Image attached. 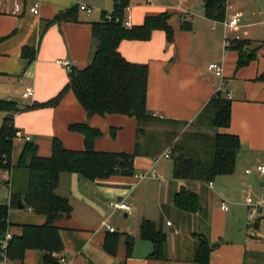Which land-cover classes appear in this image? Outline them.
I'll list each match as a JSON object with an SVG mask.
<instances>
[{"label":"crops","instance_id":"1","mask_svg":"<svg viewBox=\"0 0 264 264\" xmlns=\"http://www.w3.org/2000/svg\"><path fill=\"white\" fill-rule=\"evenodd\" d=\"M36 1L0 0V100L18 106L15 128L30 137L29 142L36 145L42 157L51 156L55 138L70 150H83L84 136L69 129L72 124L81 123L103 132L95 140V150L134 152L135 118H89L72 91L55 107L29 109L52 100L69 83L70 73L58 60H69L77 69L92 62L96 49L93 23L111 13L115 1L41 0L40 13L34 15L29 9ZM204 1L131 0L126 20H130L132 27L143 24L147 17L167 13L174 39L169 42L165 31L155 30L146 41L123 40L119 51L129 62L149 67V113L183 122L186 130L197 124L200 113L219 92L221 78L208 70L209 65L223 66L227 86L221 92L231 95V124L218 132L240 139L235 172L217 177L213 187L210 182L177 180L172 160L162 157L165 149L157 157H136L133 176L89 181L76 173H62L56 192L69 200L72 214L56 222L64 248L59 264H198L195 255L199 236L207 238L214 247L212 264H264V176L258 172V167L264 165V82L258 80L264 73V0L227 1L225 19L241 14L237 30H227L223 21L207 18ZM200 3L202 9H194ZM16 5H21L22 11L15 14ZM81 5L92 11L82 10ZM74 8L79 9L77 21L53 22L57 15ZM184 21L190 23V29L182 28ZM226 34L231 38L240 35L249 42L247 50L254 58L248 65L237 67L240 53L226 49ZM28 90H33L30 97L25 96ZM6 117L7 113L0 112V126ZM25 143L14 141L13 167ZM15 170L10 175L0 172V180L22 185L27 173ZM141 173L147 174V178L141 179ZM11 184L3 186L8 190L4 198L1 190L3 203L10 202ZM183 188L198 194L197 213H187L175 206V194ZM248 198L260 205V215L254 223L248 221ZM122 201L131 205L130 213L115 210V205ZM223 202L228 204V210L222 209ZM144 220L154 222L166 235L162 259L151 258L153 243L140 238ZM8 221V231L21 235L22 225H43L46 217L31 208L18 207L11 209ZM108 225L115 231L110 232ZM116 232L122 236L116 255L112 256L105 251L104 244L107 235ZM129 236L134 239L130 254ZM62 258L66 261L62 262ZM43 263V251L28 250L22 264Z\"/></svg>","mask_w":264,"mask_h":264},{"label":"trees","instance_id":"2","mask_svg":"<svg viewBox=\"0 0 264 264\" xmlns=\"http://www.w3.org/2000/svg\"><path fill=\"white\" fill-rule=\"evenodd\" d=\"M114 1L113 11L105 13L101 21L93 23L96 49L92 62L84 69L73 68L69 83L55 98L46 103L35 104L29 109L55 107L68 91H72L89 118L108 115L135 118V150L132 153L97 151L94 143L103 132L87 123L72 124L70 131L84 136L83 150H70L60 139L55 138L51 156L42 157L38 155L35 144L26 142L17 165L13 167L12 152L18 132L14 125V114L19 108L15 102L0 100V112L7 113L0 126V172L8 170L13 173L15 168L27 173L20 186L16 181L0 180V239L11 225L8 221L9 213L11 209L18 208L19 200L24 209L31 208L33 212L46 217L45 224H24L21 226L22 234H14L9 248V259L12 262L22 264L28 250H41L44 252L43 264H59V255L64 248L56 222L72 214L69 200L56 192L62 173H76L89 181L117 175L133 176L136 157H157L168 145L172 150L173 176L177 180L209 183L219 176L235 172L237 155L242 146L240 139L236 135L218 132L231 124L232 101L227 94L217 92L197 118V125L209 127L214 132L186 129L181 132L178 126H185V123L150 114L147 109L149 67L147 64L126 60L119 51V45L123 40H149L155 30L165 31L167 40L172 42L174 31L169 23L170 15L163 13L147 17L143 24L127 28L125 21L131 0ZM227 1L205 0V16L214 21H224ZM78 11L79 9L74 8L63 12L53 22L77 21ZM182 28L188 30L191 25L184 21ZM248 43L246 40H238L229 47L240 53L238 68L248 65L254 58V55H249ZM33 55L34 52L31 60ZM258 80L264 82V73ZM162 124L173 128L170 131L152 129L153 126ZM10 184V202L3 203L1 190L4 185L9 187ZM174 203L179 210L187 213H197L200 210L198 194L185 188L175 194ZM121 236L118 232L107 235L104 249L108 254L116 255ZM140 238L153 243L151 258H164L167 238L154 222L144 220L141 223ZM133 242L132 237H127L128 254ZM213 248L207 238L199 236L196 262L212 264L210 257Z\"/></svg>","mask_w":264,"mask_h":264},{"label":"built area","instance_id":"3","mask_svg":"<svg viewBox=\"0 0 264 264\" xmlns=\"http://www.w3.org/2000/svg\"><path fill=\"white\" fill-rule=\"evenodd\" d=\"M40 6H41V0H37L36 3L29 9V11L34 15H39ZM80 8L82 10H86L89 13L92 11V9L86 5H81ZM21 11H22V6L16 5L14 13L15 14L20 13ZM240 19H241V14L236 13L230 20L225 19L223 21V24L225 25L227 30L228 29L237 30L239 28V25H240ZM125 26L127 28H132V24H131L129 19L125 21ZM238 40H242L240 35H236L234 38H231L230 36H228V34H226V36H225V47H226V49H229V47L232 44H234V42H236ZM57 63L66 67L67 70L69 71V73L72 72L73 66H72L71 61H69V60H58ZM208 70L215 73L216 76L221 78V84H220L219 92L224 90L227 86V83L224 80L223 66L218 64V63H211L208 67ZM32 94H33V90H28L25 96L30 97V96H32ZM227 96L229 99H231L230 94H227ZM15 140L18 142H29L30 137L24 136L21 132H17L15 135ZM171 154H172V150L169 147L162 154V157L166 158V159H171ZM5 172L8 175L11 174V172L8 170H6ZM258 172L262 176H264V165L258 167ZM138 176L141 179H146L148 175L141 173ZM153 176H155V172H153ZM209 185H210V187H213V182H210ZM247 204L249 207V209H248V221H249V223H254L259 218L260 205L258 203H256L252 198H248ZM228 208H229L228 204L226 202H223L222 203V209L228 210ZM115 210L130 213L133 209H132L131 205H129L127 202L122 201V202H119L115 205ZM107 228L110 232L115 231V229L109 225L107 226ZM13 238H14V235L10 231H7L6 234L0 239V264H13L9 259V248H10V243L13 240ZM61 261L65 262L66 260L64 258H62Z\"/></svg>","mask_w":264,"mask_h":264},{"label":"rangeland","instance_id":"4","mask_svg":"<svg viewBox=\"0 0 264 264\" xmlns=\"http://www.w3.org/2000/svg\"><path fill=\"white\" fill-rule=\"evenodd\" d=\"M193 3H195V1H194ZM194 9H196V10L199 11L200 9H202V4H201V3L198 4L196 7H194ZM172 128H173V127L167 126V125H165V124H162V125H160V126H158V127H156V126H155V127H154V126L152 127V129H156V130L158 129L159 131H164V130H169V131H170V130H172ZM178 128H179V129L181 130V132H182V131H184V129H185L186 127H184V126H180V127H179V126H178ZM200 128H201V127H200ZM200 128H199V126H197V124H196V125H193L191 128H188L187 130H188V131H201V130H202V131L209 132V129H210L209 127H205V130L202 129V128L200 129ZM169 147H170V146L168 145L167 148H169ZM167 148H166V149H167ZM165 161H166V160H165ZM15 173H17V169L15 170ZM7 193H8V190L6 189V187L2 188V197H3V198L7 195ZM122 214H123V213H122ZM122 214H121V215H122Z\"/></svg>","mask_w":264,"mask_h":264},{"label":"water","instance_id":"5","mask_svg":"<svg viewBox=\"0 0 264 264\" xmlns=\"http://www.w3.org/2000/svg\"><path fill=\"white\" fill-rule=\"evenodd\" d=\"M18 204H19V206H18L19 209H23V204H22V201L21 200L18 201Z\"/></svg>","mask_w":264,"mask_h":264}]
</instances>
